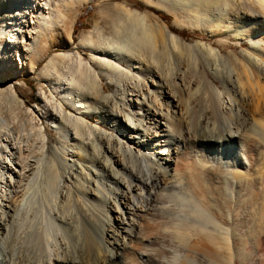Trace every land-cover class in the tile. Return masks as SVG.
<instances>
[{
	"label": "bare ground",
	"instance_id": "1",
	"mask_svg": "<svg viewBox=\"0 0 264 264\" xmlns=\"http://www.w3.org/2000/svg\"><path fill=\"white\" fill-rule=\"evenodd\" d=\"M177 1L185 13L197 17H207L215 5V24L232 34L240 49L223 54L220 47L196 41L193 48L198 52L193 53L158 25L144 29L141 44L130 48L94 43L89 37L82 40L81 47L92 49L91 60L100 74L77 54L60 55L75 64L67 76L58 71L57 80L78 116H65L72 122L69 129L52 123L68 142L71 158L66 160L72 164L84 159L88 177L83 178L81 201L71 203L64 185L71 169L68 172L69 164L58 160L64 168L55 181L59 188L54 199L65 204L59 222L67 226V241L55 244L54 262L36 261L32 255L40 236L33 234V259L22 257L17 264H154L153 245L160 234L169 235L167 244L174 239L191 252L201 250L198 259L183 255L180 263L175 242L176 254L169 263L165 260L167 264H232L245 260L244 240L255 250L257 240L264 237V0ZM35 3L15 0L1 13L6 25H14L2 28L9 33L6 48L16 56L14 68L8 63L10 71L25 65L16 37L18 32L29 34L27 28L23 34L22 24L29 23L25 11L39 9ZM194 4L204 13L193 9ZM21 47L31 49L25 41ZM53 65L45 71L53 72L57 66ZM100 75L114 85L113 112H96L110 126L111 135L88 125L84 115L89 112L80 106L91 91L99 92ZM39 133L43 144L44 134L40 129ZM212 145L215 152H208ZM0 146L7 158L15 149L8 136ZM79 146L87 150L84 158ZM52 152L60 153L59 148ZM7 158L0 161L8 187L0 192V240L23 198L9 197L10 188L21 184L26 174L24 164ZM168 185L166 201L157 202Z\"/></svg>",
	"mask_w": 264,
	"mask_h": 264
},
{
	"label": "rangeland",
	"instance_id": "2",
	"mask_svg": "<svg viewBox=\"0 0 264 264\" xmlns=\"http://www.w3.org/2000/svg\"><path fill=\"white\" fill-rule=\"evenodd\" d=\"M34 1L37 2L38 5L35 4L40 12L34 10V13H32V9L25 11V18L29 23L22 24L23 34L26 28L29 34L21 36V33L18 32L16 37V47H18L19 53L24 56V59L26 58L24 60L25 65L23 68L10 71L8 63L12 62V68H14L13 60L16 56L13 58L10 53L11 49L6 48L9 44V33H5L2 28L11 29L14 25H6L1 13L8 7V4L15 2V0H0V145L4 144L8 136L11 143L15 146V149L12 150V155L8 156V158L4 155L5 152L3 151L5 150H2L0 146V161L5 158H7L6 161L11 159V162L18 160L16 162L24 164L23 171L26 173L22 176L21 184H14V188L9 189L11 191H9V197H13L12 195H14L15 197L18 196V199L21 196L23 198L20 201L22 205H20V202L18 203V206L21 207L18 208L21 210L18 209L17 213L15 212L12 222H10L11 225H8L7 230H5L6 233L2 234L0 240V264H17L16 259L22 257L32 258V256L33 258L35 256L34 260L36 261L50 260L54 262L56 245H60L61 239L66 238L64 231L67 226L65 227V225H61L59 222V215H62L66 209L65 204L59 201L56 202L54 196L59 188H56L55 181L60 180V174H62L64 168L61 163L67 162L69 164V161L66 159L71 157L67 148L68 142L63 138L62 133L56 132L54 123L52 122L61 123L65 128L69 129L72 127V122H68L65 116L67 114L78 116V114L72 109L71 104L63 98L60 92L62 86H58L57 80L59 72L60 75L67 76L68 71L75 69V64L70 63L64 56L60 57V55L68 52L77 54L83 62L89 63L90 67L99 73L97 65L91 60L92 49L88 48L87 45H85L86 48L81 47L80 42L82 40L89 37L94 43H99L100 40L102 43H114L115 45L113 44V46L115 48H130V46H135L138 42L141 44V40L138 39H142L141 36L144 29L156 28L158 25L166 27L170 33L176 36L177 42L181 43V45L189 46L193 53L195 50L198 52L196 48H193V44L196 41L209 45L212 48L220 47L223 54L240 49L235 43V38L232 34L229 35L230 33L215 24V5L207 12L208 16H204V18L201 15L197 17L192 13H185V10L179 6L177 0ZM192 7L204 13V10L200 6L198 7V5L194 4ZM22 41L29 42L31 48L29 51L21 50L24 49L21 47ZM243 46L247 47L248 45L244 42ZM123 48L121 49L123 50ZM158 49L160 48L158 47ZM47 65H57L53 69L54 73L51 70L48 73L45 71ZM74 77L77 79L78 75L75 73ZM211 80L215 85V80ZM98 88H100L99 92H95L96 90L91 91L88 98L82 99L80 106H84V111L89 112L84 115V120L88 125L96 126L98 130L111 135L113 132L110 126L104 124L103 118L96 112L101 110H106L109 113L113 112L114 105L110 99V94L114 90V85L109 83L104 76L100 75ZM200 96L202 95L200 94ZM59 106L63 111L61 115L59 114ZM39 129L45 137L43 144L40 139L41 134L39 133ZM79 131H83L81 133H84L85 130L83 127H80ZM213 146L209 147L212 149L208 150V152H215V146ZM79 147V151L81 152L82 150L83 152L80 153L81 157L83 155L84 158V153L87 150H83L82 146ZM53 148H59L60 153L58 155L53 154ZM58 160L61 161L60 164L62 166L58 163ZM76 160L66 167L68 172L71 169L70 176L69 179L63 180L70 194L69 200L72 199L70 200L71 203L81 201V190L88 177L85 174L86 168H84L85 165L88 166L87 163L84 162V159H82L83 161ZM2 172L4 173L0 167V176H3L0 177V181L2 179L0 182V192L3 191L2 189L7 190L8 188L4 185V175L6 174ZM24 176L25 179L23 178ZM30 177L32 180H30ZM84 177L86 178L83 179ZM27 182L30 184L25 185ZM169 187L170 185H168L167 190L162 191L163 196L157 202L166 201V194H169V191H171V188L168 189ZM14 189L18 191L16 192ZM23 192L25 193L23 194ZM74 199L75 201H73ZM33 234L40 236L37 245L38 249L37 246L36 248L33 247L35 243L31 241ZM166 235L164 234L163 238V235L161 236L160 234L158 243L153 245L155 249L154 255L156 256L154 257V264H167L166 261L168 260L169 263L174 257L173 255L176 254L174 253V248L178 243L172 239V244H167L171 238L168 239L169 235H167L168 237ZM65 240L67 241V239ZM234 244L238 246V242H234ZM249 245L248 241H243V250L245 252L243 259L245 260L243 262L234 261L232 264H264V237L257 240L255 250L251 249ZM33 248L36 250V253L33 254L32 252V255L30 254V249L32 250ZM177 248L178 251L181 248L179 252L176 251L177 254L180 253L178 254L180 263H183L185 258L194 257L198 259L201 252L198 248L197 251L199 250V252L197 254L191 252L188 247H183L180 243ZM47 254L50 255L48 256ZM13 258L16 261L14 260L12 263ZM8 260L11 261L9 262Z\"/></svg>",
	"mask_w": 264,
	"mask_h": 264
}]
</instances>
